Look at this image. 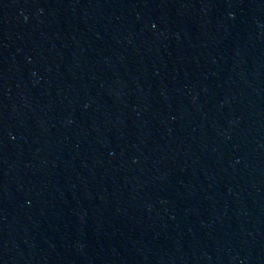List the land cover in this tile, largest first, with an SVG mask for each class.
<instances>
[{
    "label": "water",
    "instance_id": "1",
    "mask_svg": "<svg viewBox=\"0 0 264 264\" xmlns=\"http://www.w3.org/2000/svg\"><path fill=\"white\" fill-rule=\"evenodd\" d=\"M0 169L19 264H264V0H0Z\"/></svg>",
    "mask_w": 264,
    "mask_h": 264
}]
</instances>
